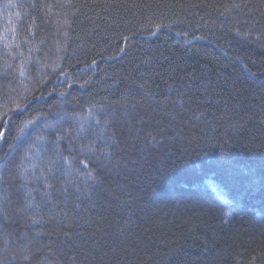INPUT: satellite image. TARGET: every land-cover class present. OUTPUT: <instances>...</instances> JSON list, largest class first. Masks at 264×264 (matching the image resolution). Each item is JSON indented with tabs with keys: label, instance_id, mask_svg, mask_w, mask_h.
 Instances as JSON below:
<instances>
[{
	"label": "trees",
	"instance_id": "trees-1",
	"mask_svg": "<svg viewBox=\"0 0 264 264\" xmlns=\"http://www.w3.org/2000/svg\"><path fill=\"white\" fill-rule=\"evenodd\" d=\"M0 134V264H264V0H0Z\"/></svg>",
	"mask_w": 264,
	"mask_h": 264
},
{
	"label": "snow or ice",
	"instance_id": "snow-or-ice-1",
	"mask_svg": "<svg viewBox=\"0 0 264 264\" xmlns=\"http://www.w3.org/2000/svg\"><path fill=\"white\" fill-rule=\"evenodd\" d=\"M157 27L159 28L160 26L158 25ZM0 135H2V134H0ZM69 163H70V162H69ZM84 163H87V162L85 161ZM229 215H231V213H229Z\"/></svg>",
	"mask_w": 264,
	"mask_h": 264
}]
</instances>
